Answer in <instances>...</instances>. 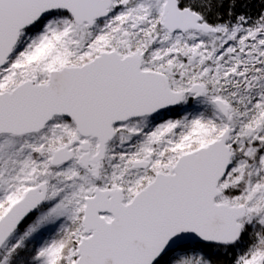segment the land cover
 Segmentation results:
<instances>
[{
  "label": "snow or ice",
  "instance_id": "6c2138e0",
  "mask_svg": "<svg viewBox=\"0 0 264 264\" xmlns=\"http://www.w3.org/2000/svg\"><path fill=\"white\" fill-rule=\"evenodd\" d=\"M0 264H264V0H0Z\"/></svg>",
  "mask_w": 264,
  "mask_h": 264
}]
</instances>
